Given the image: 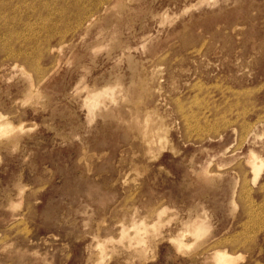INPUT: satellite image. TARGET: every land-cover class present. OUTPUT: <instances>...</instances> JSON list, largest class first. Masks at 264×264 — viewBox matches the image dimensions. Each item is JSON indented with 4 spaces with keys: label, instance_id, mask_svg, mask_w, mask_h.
<instances>
[{
    "label": "rangeland",
    "instance_id": "1",
    "mask_svg": "<svg viewBox=\"0 0 264 264\" xmlns=\"http://www.w3.org/2000/svg\"><path fill=\"white\" fill-rule=\"evenodd\" d=\"M27 1L0 33V264H264V0Z\"/></svg>",
    "mask_w": 264,
    "mask_h": 264
},
{
    "label": "bare ground",
    "instance_id": "2",
    "mask_svg": "<svg viewBox=\"0 0 264 264\" xmlns=\"http://www.w3.org/2000/svg\"><path fill=\"white\" fill-rule=\"evenodd\" d=\"M196 1V0H195ZM27 3H28V1L27 0H0V33H2V34H4V35H10V36H14L15 35V33H14V31H15V29H14V31H13V27H12V19L10 18L11 17V15L13 14H16V15H19L18 14V12H23V11H21V10H23V8L24 7H26L27 6ZM182 3H184V1L182 2ZM203 3V2H202ZM193 4V3H192ZM175 5V4H174ZM188 5H190V4H188ZM187 5V6H188ZM168 6V5H167ZM177 6V5H176ZM186 6V5H185ZM191 6V5H190ZM193 6V5H192ZM173 7V6H172ZM183 7H184V5H183ZM183 7H181V8H183ZM189 7V6H188ZM170 7L168 6V9H169ZM190 8V7H189ZM192 8H194V7H192ZM199 8H201V7H199ZM107 8H105V10H106ZM166 8H164V10H165ZM188 9V8H187ZM158 10V9H157ZM163 10V11H164ZM170 10V9H169ZM168 10V11H169ZM191 10V9H190ZM102 11H104V10H102ZM187 11V10H186ZM105 12V11H104ZM162 12V11H161ZM155 13V12H154ZM162 13H165V12H162ZM167 13V12H166ZM169 13V12H168ZM172 13V12H171ZM171 13H169V14H171ZM183 13V12H182ZM188 13V12H187ZM163 15V14H162ZM168 16V15H167ZM186 16V15H185ZM91 17V16H90ZM153 17V16H152ZM159 17V16H158ZM163 17V16H162ZM92 18H94V17H92ZM91 18V19H92ZM155 18V17H154ZM174 18V17H173ZM3 19V20H2ZM88 19V18H87ZM152 19V18H151ZM178 19V18H177ZM97 20V19H96ZM156 20V19H155ZM95 21V20H94ZM158 21V20H157ZM165 21V20H164ZM159 22V21H158ZM162 22V21H161ZM88 23V22H87ZM93 22H91V24H92ZM157 23V22H156ZM17 24V26H19V22L18 23H15V25ZM167 24V23H166ZM21 25V24H20ZM88 25H89V23H88ZM163 25H165V24H163ZM93 26V25H92ZM92 26L90 27V28H92ZM88 27V28H89ZM94 27V26H93ZM154 27V26H153ZM162 27V26H161ZM168 27V26H167ZM87 30V29H86ZM89 30V29H88ZM85 31V30H84ZM16 32V31H15ZM97 32V31H96ZM149 32H151V31H149ZM156 32V31H155ZM158 32H161V31H158ZM85 33H86V31H85ZM153 33V32H152ZM165 33H166V30H165ZM146 34V33H145ZM154 34V33H153ZM86 36H88V35H86ZM153 36V35H152ZM158 36V35H157ZM148 37V36H147ZM151 37V36H150ZM82 38V37H81ZM80 38V39H81ZM149 38V37H148ZM157 38V37H156ZM155 38V39H156ZM152 39V38H151ZM144 40V39H143ZM146 40V39H145ZM147 40H149V39H147ZM106 42V41H105ZM143 42V41H142ZM149 42V41H148ZM147 42V43H148ZM107 43V42H106ZM110 47V46H109ZM127 47H129V46H127ZM6 48H11L10 47V45L8 44V45H5V46H0V51H2V52H4L5 51V49ZM52 48V47H51ZM54 48V47H53ZM106 48V46H96L95 48H94V50L95 51H98V50H100V49H105ZM144 48V47H143ZM107 49V48H106ZM134 49L136 50V47L134 46ZM194 49V48H193ZM138 50V49H137ZM51 51V50H50ZM128 52H129V50H128ZM5 53V52H4ZM9 53V55L11 54H16V52H13V51H9L8 52ZM123 53H125V52H123ZM194 53V52H193ZM127 54V53H126ZM130 54V53H129ZM17 55H19V53H17ZM121 55V54H120ZM125 55V54H124ZM128 55V54H127ZM218 55H219V53H218ZM8 56V55H7ZM21 56V55H20ZM121 56H123V55H121ZM120 56V57H121ZM17 57V56H16ZM19 57V56H18ZM203 57V56H202ZM201 57V58H202ZM13 58V57H12ZM12 58H10V59H12ZM121 59V58H120ZM123 59V58H122ZM125 59V58H124ZM191 59V58H190ZM249 59V58H248ZM14 60V59H13ZM124 61V60H123ZM210 61V60H209ZM237 61H239V60H237ZM119 62V61H118ZM123 63V62H122ZM195 63V62H194ZM120 64V63H119ZM15 65V64H14ZM209 66V65H208ZM8 67V66H7ZM121 67V66H120ZM248 68V67H247ZM55 69V68H54ZM191 69V68H190ZM245 69V68H244ZM246 70V69H245ZM53 71V70H52ZM189 72V71H188ZM239 72V71H238ZM239 73H241V72H239ZM115 74V73H114ZM83 76V75H82ZM113 76V75H112ZM116 77V76H115ZM114 77V78H115ZM83 78V77H82ZM119 78V77H118ZM223 78V77H222ZM84 79V78H83ZM107 79V78H106ZM116 79V78H115ZM115 79H114V81H115ZM78 81V80H77ZM113 81V82H114ZM119 81V80H118ZM117 81V82H118ZM217 81V80H216ZM224 81V80H223ZM80 82H82V79L80 80ZM116 82V81H115ZM221 82V81H220ZM78 83V82H77ZM200 83V82H199ZM117 84H119V82L117 83ZM205 84V83H204ZM223 84V83H222ZM75 85V84H74ZM81 85V84H80ZM79 85V86H80ZM85 85V84H84ZM115 85V84H114ZM262 85V84H261ZM103 85L101 84V87H102ZM198 86V85H197ZM200 86V85H199ZM215 86V85H214ZM228 86V85H227ZM249 86V85H248ZM89 87H91V86H89ZM99 87V86H98ZM88 88V87H87ZM118 88V87H117ZM121 88V87H120ZM194 88V87H193ZM192 88V89H193ZM208 88V87H207ZM226 88V87H225ZM243 88V87H242ZM251 88V87H250ZM210 89V88H209ZM226 89H228V88H226ZM230 89V88H229ZM238 89V88H237ZM245 89V88H244ZM261 89V88H260ZM259 89V90H260ZM194 90V89H193ZM211 90V89H210ZM209 90V91H210ZM214 90H215V88H214ZM231 90H232V88H231ZM257 90H258V88H257ZM258 90V91H259ZM117 91V90H116ZM230 91V90H229ZM235 91V90H234ZM247 91V90H246ZM245 91V92H246ZM250 91V90H249ZM32 92V91H31ZM79 92V91H78ZM83 92H85V91H83ZM87 93H86V95H85V97H84V100H83V102H84V105L90 110V112H92V110H96V109H99L100 107H102L103 105H104V99L106 98V99H109V100H112L113 99V92H114V88H111V87H103V88H100V89H95V90H88V91H86ZM197 92V91H196ZM201 92V91H200ZM206 92H208V91H206ZM233 92V91H232ZM231 92V93H232ZM240 92V91H239ZM248 92V91H247ZM252 92V91H251ZM81 93V92H80ZM199 93V92H198ZM205 93V92H204ZM203 93V94H204ZM221 93H222V91H221ZM250 92H248V94H249ZM27 94V93H26ZM32 94V93H31ZM206 94V93H205ZM212 94V93H211ZM214 94V93H213ZM236 94V93H235ZM234 94V95H235ZM247 94V95H248ZM28 95H30L29 93H28ZM219 95H222V94H219ZM224 95V94H223ZM232 95H233V93H232ZM243 95H244V93H243ZM242 95V96H243ZM209 96V95H208ZM228 96V95H227ZM240 96V95H239ZM83 97V96H82ZM81 97V98H82ZM230 97V96H229ZM228 97V99H231V98H229ZM241 97V96H240ZM227 98V97H226ZM239 98V97H238ZM237 99V98H236ZM246 99H248V98H246ZM245 99V100H246ZM224 100V99H223ZM240 100H242V99H240ZM211 101V100H210ZM230 101V100H229ZM215 103V102H214ZM228 103V102H227ZM232 103V102H231ZM233 103H235V102H233ZM205 104V103H204ZM229 104V103H228ZM241 104V103H240ZM243 104H244V102H243ZM82 105V104H81ZM110 105H112V104H110ZM209 105H211V104H209ZM219 105V104H218ZM252 105V104H251ZM206 106V105H205ZM212 106H213V104H212ZM232 106H233V104H232ZM244 106V105H243ZM217 107V106H216ZM236 107V106H235ZM237 107H238V105H237ZM246 107V106H245ZM245 107H244V109H245ZM257 107V106H256ZM206 108V107H205ZM209 108V107H208ZM218 108H220V107H218ZM227 108V107H226ZM86 109V108H85ZM234 109V108H233ZM238 109V108H237ZM243 109V110H244ZM248 109V108H247ZM264 109V108H263ZM206 110H207V108H206ZM243 110H242V113L241 114H243ZM107 111V110H106ZM152 111V110H151ZM154 111V110H153ZM199 111H201V110H199ZM216 111V110H215ZM226 111V110H225ZM228 111V110H227ZM241 111V110H240ZM100 112V111H99ZM232 112V111H231ZM149 113V112H148ZM216 113V112H215ZM229 113V112H228ZM235 113V112H234ZM264 113V112H263ZM99 114V113H98ZM150 114V113H149ZM152 115L154 114L153 112L151 113ZM146 115V114H145ZM224 115V114H223ZM232 115V114H231ZM149 116L150 115H148V118H149ZM1 117V116H0ZM98 117V116H97ZM219 117H220V115H219ZM218 117V118H219ZM238 117H240V116H238ZM264 117V116H263ZM147 117H145V118H143L144 120L146 119ZM147 118V119H148ZM212 118V117H211ZM217 118V117H216ZM234 118H236V116L234 117ZM230 119V118H229ZM261 119V118H260ZM88 120V119H87ZM143 120V121H144ZM212 120H214V119H212ZM225 120V119H224ZM243 120V119H242ZM241 120V121H242ZM255 120V119H254ZM89 121V120H88ZM88 121L86 122V124L88 123ZM222 121V120H221ZM234 121V123H235V121H237V119L236 120H233ZM246 121V120H245ZM249 121V120H248ZM90 122V121H89ZM145 122V121H144ZM225 122V121H224ZM228 122V121H227ZM242 123V122H241ZM243 123H245V122H243ZM254 123V122H253ZM262 123V122H261ZM221 124V123H220ZM224 124V123H223ZM232 124V123H231ZM249 124V123H248ZM260 124V123H259ZM244 125V124H243ZM255 125V127H256V124H254ZM251 126V125H250ZM235 128V127H234ZM247 129H248V127H247ZM261 130V129H260ZM9 131H11V129H8V126H7V123H5V121H0V132L1 133H8ZM253 133L255 132V131H252ZM251 132V133H252ZM264 132V131H263ZM251 133H250V135H251ZM256 133H254V135H255ZM260 134V133H259ZM258 135V134H257ZM261 136V135H260ZM153 137V136H152ZM151 137V138H152ZM249 137V136H248ZM148 138V137H147ZM150 138V140H153V139H151ZM157 138V137H156ZM155 138V139H156ZM255 138H258L257 136L255 137ZM254 138V139H255ZM261 138H263V137H261ZM258 139H260V137L258 138ZM154 141V140H153ZM152 141V142H153ZM264 141V140H263ZM253 142V141H252ZM262 142V141H261ZM151 143V142H150ZM255 143V142H254ZM153 144V143H152ZM151 144V145H152ZM248 144V143H247ZM250 144H252V143H250ZM259 143H257V145H258ZM154 145H156V144H154ZM153 148V147H152ZM155 148V147H154ZM206 148V147H205ZM251 148V147H250ZM260 149V148H259ZM155 150V149H154ZM199 150V149H198ZM224 150V149H223ZM253 150H255V149H253ZM257 151V150H256ZM255 151V152H256ZM150 152H151V149H150ZM224 152V151H223ZM257 153V152H256ZM223 154V153H222ZM223 156V155H222ZM260 156H261V154H260ZM192 157H194V156H192ZM195 157H196V155H195ZM215 157V156H214ZM251 157V156H250ZM210 158H211V156H210ZM252 158H254V157H252ZM219 159V158H218ZM247 159V158H246ZM250 159V158H249ZM263 159L264 158H261V161H257L256 163H253V162H251V163H249L250 164V171L252 172V184H254L253 182H255L256 180H258V178H259V174H260V172L262 171V167H263V165H264V163L262 162L263 161ZM193 160V159H192ZM253 160H255V159H253ZM203 161V160H202ZM217 161H219V160H217ZM208 162V161H207ZM213 162V161H212ZM217 163V162H216ZM215 163V164H216ZM263 163V164H262ZM193 164V163H192ZM199 164V163H198ZM220 164H221V162H220ZM248 164V163H247ZM217 165V164H216ZM200 166V165H199ZM249 166V165H248ZM264 168V167H263ZM208 170V169H207ZM245 170H247V169H245ZM249 170V169H248ZM198 171V170H197ZM208 173H209V171H207ZM196 173V172H195ZM210 174V173H209ZM245 175V174H244ZM243 177V176H242ZM244 178V177H243ZM242 178V179H243ZM246 180H247V178H246ZM246 180H245V182H246ZM249 180V179H248ZM251 181V180H250ZM247 182H249V181H247ZM248 184V183H247ZM256 184V183H255ZM250 185V184H249ZM250 187L251 186H249V189H250ZM259 189H261V187L259 188ZM262 190V189H261ZM157 216L159 217V215L157 214ZM145 218V217H144ZM196 219H198V218H196ZM196 219H193V220H190V221H188V222H186L185 223V230L183 231V233L182 234H179L176 238L178 239V240H176V242H180V241H182V239L184 238V237H188L189 235H191L192 233H194L195 231H197V230H199L200 228H201V226H198L196 223H195V221H196ZM153 221V220H152ZM149 224V223H148ZM151 224V223H150ZM132 230H133V236L132 237H130V235H129V228L128 227H123L122 228V231H121V238H120V240L121 239H125V238H127L128 240H129V245H131L132 244V241H135L137 244H140V245H142V244H145L146 243V241H147V236H148V234H149V232L151 231V232H155L156 230H159V224H152L151 226H148L145 222H140V223H137V222H134L133 224H132ZM197 234V232L195 233V235ZM181 236V237H180ZM180 237V238H179ZM92 243V242H91ZM135 243V244H136ZM91 245V244H90ZM134 245V244H133ZM144 246V245H143ZM97 247H100V248H102V247H104V245L102 244V243H99L98 245H97ZM141 247V246H140ZM93 248V247H92ZM89 253H90V251H88ZM212 258H213V261H214V264H229V256L228 255H226L224 252H218V253H214L213 255H212Z\"/></svg>",
    "mask_w": 264,
    "mask_h": 264
}]
</instances>
